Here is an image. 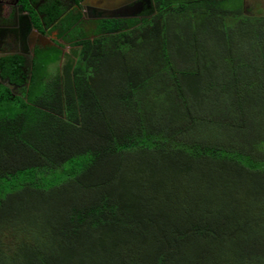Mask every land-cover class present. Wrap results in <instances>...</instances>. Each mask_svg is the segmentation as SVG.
Here are the masks:
<instances>
[{
  "label": "trees",
  "instance_id": "obj_1",
  "mask_svg": "<svg viewBox=\"0 0 264 264\" xmlns=\"http://www.w3.org/2000/svg\"><path fill=\"white\" fill-rule=\"evenodd\" d=\"M152 1L0 60V264H264V7Z\"/></svg>",
  "mask_w": 264,
  "mask_h": 264
},
{
  "label": "flooded vegetation",
  "instance_id": "obj_2",
  "mask_svg": "<svg viewBox=\"0 0 264 264\" xmlns=\"http://www.w3.org/2000/svg\"><path fill=\"white\" fill-rule=\"evenodd\" d=\"M54 7H57L55 11ZM116 8H120L116 0H0V60L19 56L22 60L19 77L28 79L35 49L62 43L55 29L56 12L64 14L80 9L83 20L94 21L102 19L99 16L103 12ZM68 48L65 46L64 51ZM0 84L9 87L14 94L20 89V85L1 75Z\"/></svg>",
  "mask_w": 264,
  "mask_h": 264
},
{
  "label": "water",
  "instance_id": "obj_3",
  "mask_svg": "<svg viewBox=\"0 0 264 264\" xmlns=\"http://www.w3.org/2000/svg\"><path fill=\"white\" fill-rule=\"evenodd\" d=\"M116 2L120 8L105 11L99 18H141L154 13L152 0H116ZM42 40L46 42V39Z\"/></svg>",
  "mask_w": 264,
  "mask_h": 264
},
{
  "label": "rangeland",
  "instance_id": "obj_4",
  "mask_svg": "<svg viewBox=\"0 0 264 264\" xmlns=\"http://www.w3.org/2000/svg\"><path fill=\"white\" fill-rule=\"evenodd\" d=\"M249 7H250V5L252 4V5H254L253 3H255V4H257V5H259L260 7H264V0H249Z\"/></svg>",
  "mask_w": 264,
  "mask_h": 264
}]
</instances>
